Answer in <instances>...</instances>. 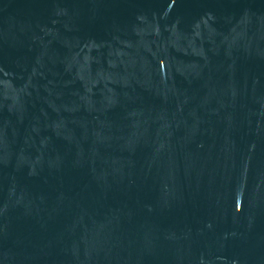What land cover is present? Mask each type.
Here are the masks:
<instances>
[{"label": "water", "instance_id": "1", "mask_svg": "<svg viewBox=\"0 0 264 264\" xmlns=\"http://www.w3.org/2000/svg\"><path fill=\"white\" fill-rule=\"evenodd\" d=\"M0 264H264V0H0Z\"/></svg>", "mask_w": 264, "mask_h": 264}]
</instances>
